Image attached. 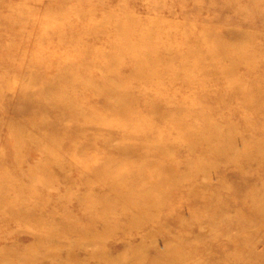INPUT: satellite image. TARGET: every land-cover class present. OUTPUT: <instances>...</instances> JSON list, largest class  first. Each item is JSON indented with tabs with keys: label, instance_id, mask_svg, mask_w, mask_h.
I'll list each match as a JSON object with an SVG mask.
<instances>
[{
	"label": "rangeland",
	"instance_id": "374dc122",
	"mask_svg": "<svg viewBox=\"0 0 264 264\" xmlns=\"http://www.w3.org/2000/svg\"><path fill=\"white\" fill-rule=\"evenodd\" d=\"M104 15L108 16L107 20L102 19ZM126 18L134 24L128 44L135 46L137 51L131 50V55L120 58V53L116 50H110L117 44L119 36V32L112 31V28L118 22L126 30H130L128 28L129 21ZM66 24H71L73 26L72 30L76 31V33L86 32L93 38L92 41L95 45H91L89 39L90 47L86 50H81L77 46L80 43L72 42L69 37L70 34L67 33ZM52 30H55L56 36L51 33ZM98 30L101 32H98ZM151 31L154 34L148 38L146 34ZM0 33V117H5L4 115H6L5 118H0V120L5 119L3 120L4 122H0V149L1 147L11 148L10 144H8L10 134L4 128V124L14 116L13 104L18 99L17 92L20 87V80H22V77H30V74H33L30 70L33 68L36 71L35 77H38V82L41 85L47 87L53 85L55 87V83L58 82L56 81L58 74L60 70H63L62 67L75 65V62H80L78 74L86 80L99 85L100 82H104L106 75H111L107 71L105 72L110 65V58H120L119 64L114 69V74L117 76V70H119V74L123 76L121 82H127L129 87L134 86V92L136 90L139 91L140 95L138 97L142 98L144 103L141 101V104L138 105L132 102L133 104L131 103L129 108L138 112V121L146 122L149 119H153L154 115L145 114V104L149 99L158 97V84L156 83L162 82V79H153L155 84H150H154L153 86L149 84H133L131 76L129 78V75H127V71L131 70L134 61L141 57H144L145 60L158 58L159 56L162 58L164 52H166V50L160 49L163 44L173 47L174 50L170 51L174 52V54L175 52H181L182 58H185L189 52L196 56L202 55L206 51L205 48L207 46L221 49L223 52H229L227 54L228 58L222 60L219 66L228 68V66L234 65V69L236 68V73H227L224 76L217 72V82H210L212 78L209 82H206L207 85L215 83L213 88H209L210 92H207L208 98H222L225 93V84L227 85L226 80H231L238 87L240 84H247L249 91H257L258 95L264 97V0H0ZM58 34L64 35L59 37ZM144 39L148 41L143 42ZM198 41L199 43L204 41L205 44L203 43L193 48L191 43ZM139 47L141 50L144 48L154 49L141 51ZM177 48L179 50H175ZM133 54H136L137 57L134 55L132 58ZM137 54H141V57H138ZM44 56L51 60L50 63L42 62L38 64V59L43 60ZM144 59H140L141 62ZM167 67L171 66L167 65ZM203 68L210 69L212 67L205 66ZM124 69L125 72L121 73ZM184 74L180 76V81H182ZM189 76L191 75L189 74ZM62 86L65 87V85ZM169 87L177 90L178 86L170 85ZM80 88L83 89V94L76 93L71 98L82 97L83 100L80 98V109L94 118L93 121L87 122L83 119L84 121L80 120L77 123V126L82 131L81 134L98 137L99 139L106 135L103 139L111 138L116 143L118 141L117 136L121 133L119 127L115 125L118 121L117 118L107 115L108 112L106 111L103 112L101 108L102 102L99 100L100 97L97 96L95 98V96L92 97L91 94L87 93L92 91L91 88V90L84 86H80ZM184 88V86L178 87L180 94L186 93L183 95L184 98L186 97L189 101L197 100L196 96L193 98L194 92H190L189 89L186 91L187 88ZM9 90L12 91L9 92ZM51 91L52 95L53 92H57L56 89ZM61 92L65 93L66 91L62 89ZM91 93L98 92L92 91ZM54 94L57 95V93ZM58 96L61 95L59 94ZM37 97L34 96L33 98L37 99ZM54 97L57 96L54 95ZM189 101L188 103H190ZM195 106L205 107L200 101ZM2 107L3 110L1 109ZM254 107H261L259 114L256 115V121H263L264 104L260 102ZM21 115L18 114L16 116L20 117ZM243 115L246 116L249 113L243 109H239V111L237 109H223L222 112L217 109L214 110L210 118V121L214 124L220 122V120H227L228 124L233 125L234 130L237 132V134L233 133V136L229 135L231 137L230 140H232L231 146L220 144L218 149L219 152L225 154L227 152L229 154L236 153L233 157L228 156V161L225 160V162L222 161L219 164L213 163L215 159L212 160L209 153L212 151L211 148L213 149L214 147L203 149L205 152H209L203 155L205 157L202 155L199 157L190 155L189 159L188 153L186 154L184 150L181 151L182 149H167L162 156H167L172 161L175 160L174 164L178 167V175L174 176V179L180 178L181 180L176 183V190L169 191L172 182L168 180V176H165L161 183L158 181V190L150 189L151 183L136 182V185L139 186L149 184L147 187L149 191L142 192L143 196L141 198L144 199V203L151 202V207L145 208L142 211L143 215L152 216V212L157 211L155 222L158 218V224L146 225L137 231L142 237L141 241L138 243L130 242L129 244L122 242L116 247L108 244L103 248L104 245H102L100 248V242L89 238L90 236L88 237V235L83 234L84 232H81L82 240L78 243V246L85 253L78 254L77 259L67 261L65 264H264V155L252 159H245L241 156L244 152H249V148L247 149L246 146H248L252 138L264 136V133L246 130L248 124L245 121H239ZM9 117L10 119L7 120ZM26 119L31 120L32 117H25V121H27ZM96 119L97 121H94ZM195 119L198 120L197 118ZM161 120L163 119H159V121ZM235 120L238 121L236 122ZM51 121H55V119L52 118ZM107 121L113 126L103 125ZM89 122L93 124H89ZM126 122L129 121L126 120ZM64 124L68 125L70 121L68 120ZM153 135L155 136L156 134ZM238 136H241V138ZM67 137L68 135L65 138H70ZM259 145H257L258 147L256 146V150L261 153L262 150ZM262 146L264 147V144ZM213 150L216 151V149ZM253 150L255 151L254 148ZM86 151L87 153L85 154ZM201 151V148L194 150L195 153H200ZM86 155L88 156L87 159ZM24 156L29 164L34 162V158H38L37 151L31 147L25 150ZM120 156L116 150L111 152L103 148H91L85 150L81 157H75V160L72 159L73 163L69 168L70 172H68L69 170L67 171L71 174V178L67 180L71 187H68L69 185L66 181V183H62L65 185L58 193H52L53 197L50 195L51 202L54 203L51 206H58V211L61 210L59 215H61L62 219L57 217L55 222L56 220H63L64 223L69 220L72 225L71 221L74 220L73 223L77 222L79 226L87 225V219H85L83 214L85 211L88 212L89 209L87 208H90L89 205L85 209L72 196L68 205L65 198H69L66 192H75L76 189L79 190L77 191L78 199L83 197L85 188L82 186L83 181L87 177L85 169L88 170V167L90 169L92 166L105 164L107 170L112 169L116 173H129V171L137 168H139L137 171L154 172L153 168H151V163L146 160L138 161L137 163V161H131L128 156L120 160ZM84 160L87 161L84 162ZM243 160L254 163L250 166L251 169L246 168V162ZM87 162L90 163L87 164ZM240 165L242 166L241 173L238 171L234 173L236 166ZM155 166L154 168H161L163 166L162 160ZM256 166L258 167L257 171H255ZM8 168H11V170L14 168L16 174L20 171L15 170L17 168L11 166L9 161L5 165L3 164V173ZM188 170L191 173L196 172L195 170L197 172L199 170V173L200 170H207L212 173L209 174L207 179L201 176L193 178L180 177ZM218 170L223 174L222 176L221 174L219 175L221 177L214 175ZM67 172L62 173V175L68 177L69 174H66ZM1 173L0 171V176ZM244 182H247L246 188L250 189L255 186L254 189H241L240 187ZM204 183L206 185L209 184L210 188L204 189L201 186L198 188L199 192L197 194L202 196L201 193H203V196L210 199H208L209 201L202 200V197L198 195L188 194L191 187ZM169 184L170 186H168ZM36 185L30 186L34 187L33 189H37L35 188ZM51 186L52 183H47L44 187L49 189L44 190L43 188V191H54L55 186L54 188ZM37 187L40 189L39 185ZM98 188H94L93 191L96 190L94 191L95 193L102 191V188ZM54 195H59L60 199L54 198ZM88 195L91 196L90 194ZM96 196L94 195V197ZM131 198L136 201L141 199ZM201 201L208 202L203 209L200 208ZM91 208L90 211L92 212L95 211L96 213L98 211L97 207ZM99 210L101 211V208ZM114 211L113 215H111L112 217L116 214V211L120 210L117 208ZM67 213L70 216H67ZM77 216L79 217L77 218ZM77 219H80V221ZM139 219H142V216H139ZM118 222L116 224L113 221L110 227L113 228L114 225L120 231L121 222ZM121 229L123 233L126 232L127 234V228L121 227ZM13 236V240L10 243L0 242V249L7 247L10 249H22L30 245L31 248H34L41 242L42 244L45 242L44 245L46 246L54 245L50 241L33 242L31 238L21 233H16ZM231 242L233 245H231ZM65 245V243L62 244V247ZM103 250L107 252H103ZM173 252L175 253L173 254ZM7 258L12 260H4ZM7 258H1L0 264H38V260L22 253H16L14 257ZM6 261L9 262L7 263ZM41 262L39 264H49L47 260Z\"/></svg>",
	"mask_w": 264,
	"mask_h": 264
},
{
	"label": "bare ground",
	"instance_id": "6f19581e",
	"mask_svg": "<svg viewBox=\"0 0 264 264\" xmlns=\"http://www.w3.org/2000/svg\"><path fill=\"white\" fill-rule=\"evenodd\" d=\"M124 17L126 16L124 15ZM107 18L108 16L104 15L102 19L107 20ZM126 19L128 20V18ZM128 24V28H130V30H126L118 24V22H116L112 28V31L119 32V36L117 44L110 50H116L120 53V58L131 55V50L137 51L135 46H130L128 44V41H130L129 39H131L130 34L133 32L132 29H134L132 21H129ZM66 25L67 33L70 34L69 37L72 42H77L76 44L80 43L77 46H79L81 50H86L90 47L88 43L89 39L90 44L95 45L92 41L93 38L86 34V32L76 33V31L72 30L73 26L71 24ZM135 28H137V26H135ZM98 32L101 31L98 30ZM51 33L56 36L55 30H52ZM92 33L94 32L92 31ZM152 34L154 33L151 31L146 35L149 38ZM58 35L61 37V35L64 34ZM147 41L148 40L146 39L143 40V42ZM203 43L204 41H201L200 43L198 41L191 43V45L195 48ZM153 49L144 48L141 50L140 48L139 50L143 51ZM160 49H163V51L166 50L162 58L159 56L158 58L151 57L152 59L149 58L148 60H145L144 57H141V54H137L138 57H141L140 59L143 58L144 61L141 62L138 58L134 61L131 70L127 71V75H129V78L131 76L133 84L139 83L150 85L151 83H154V80L162 79V82L156 83L158 84V94L156 93L158 97L149 99L145 104V114L154 115L153 119H149L146 122H142V120L138 121V112L129 108L132 102L139 105L141 104V101H143L142 98L138 97L140 95L138 93L139 91L135 89L136 92H134V86L132 87L130 85L131 87H129L127 82H121V78L123 76L122 74H119V70H117V76L114 74V69L119 64L121 60L120 58H110V65L105 72L107 71L111 75H106L104 82H100L99 85H97L98 83L86 80L78 74V69L81 65L80 62H75V65H66L65 67H62L63 70H60L59 72L61 75L58 74L56 79L58 82L55 83V87L53 85H50L49 87L41 85L38 82V77H35L36 71L34 68L30 70V72L34 75L30 74V77L28 78L22 77V80H20V87L17 92L18 99L16 100L17 102L14 101L13 104L14 116L11 117V119L10 117L7 118V120H10L6 124L3 123L4 128H6L10 134L8 144H10L11 148L1 147L0 149V171L2 172L0 176V242L10 243L13 240L14 234L21 233L26 235L28 238H31L33 242L50 241L53 242L52 244L54 245L46 246L44 245L45 242L43 244L41 242L38 245L35 244L37 247L34 248H31V245L23 247L22 249H10L7 247L0 249V259L14 257L16 253H22L25 254V256L38 260V264L42 263L41 261L43 260H47L49 264H65L67 261L77 259L78 254L85 253V251L82 252L78 246V243L82 240L80 235L81 232H84L83 234L88 235V237L90 236L89 238L100 242V248L102 245H104L103 248H105L108 244H111L112 247H116V245L121 244L122 242H126V244H129L130 242L138 243L141 241L142 237L137 231L141 230V227H145L146 225L151 226L153 223H155V225L158 224V218L155 222V214L157 211L152 212V216L143 215L142 211H144L145 208L151 207V202L148 201L144 203V199L141 198V196H143L142 192L149 191L147 188L149 184H142V186H139L136 185V182L151 183L150 189L158 190V181L161 183L165 176H168V180H171L172 182L171 187L168 188L169 191H173L176 190V183L181 181L180 178L174 179V176L178 175V167L174 164L175 160L173 159L174 161H172L167 156L163 157L162 154L164 151L167 149L175 150V148L182 149L181 151L184 150L186 154L188 153L187 155L189 159L191 156H203L204 154L209 153L205 152L203 149L214 147L213 149H216V151L211 148L212 151L209 154L212 160L215 159L213 161L215 164H219L222 161L225 162V160L228 159V156H235L236 153L234 152L232 154H229L228 152L225 154L218 151L220 144H226L224 146H231L232 140H230L231 137L229 135H232L233 133L237 134V132L234 130L233 125L228 124L227 120H220V122L215 124L210 121L214 110L217 109L220 110V112H222L223 109H237L238 111L239 109L245 110L249 113V115H243L240 119H238L240 122L245 121L248 124L246 130L264 133V120L256 121V115L259 114L261 107H254V105L260 104V102L264 104V97L258 95L257 91H249L246 86L247 84H240L238 87L231 80H226L227 85L225 84V93L222 98H208L207 92H210L209 88H213L215 83L207 85L206 82H209L211 78L212 80L210 82H217V72H219L221 76H224L227 73H236V68L234 69L233 67L234 65L228 66V68H224L221 65L219 66L222 60L228 58L227 54L229 52H223L221 49L206 46V51H204L202 55L196 56L194 54H190L189 52L185 58H182L181 52H175L174 54V52L172 53L170 51L174 50L173 47H168L163 44ZM175 50H179V48ZM134 55L137 57L136 54H133L132 58ZM42 59L43 60L38 59L37 63H50L51 61L46 56ZM167 65H170L171 67H167ZM205 66L212 68H203ZM123 72H125V69L122 70L121 73ZM183 73L185 74L182 77V81H180L179 78L183 75ZM189 74L191 76H189ZM62 85H65V87ZM170 85L178 86L180 88L184 86V89L187 88L186 91L189 89L190 92H194L193 98L196 96L197 100L189 101V99L186 97L184 98L183 96L186 94L185 92L180 94L178 87L177 90H175L171 89L169 87ZM80 86H84L89 89L91 88L93 92H98L91 93V91L87 93L91 94L92 97L95 96V98L99 96V100L102 102L101 108L103 112L106 111L108 112L107 115L117 118L118 121L115 125L119 127L121 133L118 134V141L116 140V143H114V140L111 138H106V140L103 139L106 135L99 139L98 137L81 134L82 131L80 130V127L77 126V123H79L80 120L84 121L83 119L87 122L93 121L94 118L93 116L87 115L82 109H80L79 104L80 101L83 100L82 97H80L81 100L80 98H73L76 93L83 94V89H81ZM55 89L57 92H53L52 95L51 90L55 91ZM62 89L66 92H61ZM11 91L9 90V92ZM54 93H57V95ZM59 94L61 96H58ZM54 95L57 97H54ZM34 96H38L37 99L33 98ZM71 96L73 97L71 98ZM188 101L190 103H188ZM199 101L201 104H204L205 107H196L195 105L196 103L198 104ZM1 109L3 110V107ZM18 114L22 115L20 117L16 116ZM4 116L6 117V115ZM1 117L5 118L3 116ZM25 117H32V119H26L27 121H25ZM52 118H54L55 121H51ZM159 119L163 120L159 121ZM3 120H0V122H4ZM68 120L70 121V124L65 125L64 123ZM126 120L129 122H126ZM94 121H97V119ZM235 121L237 122L238 120ZM89 124L93 123L89 122ZM103 125L113 126L108 121ZM123 127L124 129H122ZM248 131H246V133H248ZM153 134L156 135L154 136ZM239 134L241 135V133ZM67 135L71 138V140L68 137V139L65 138ZM238 137L241 138V136ZM262 144H264V136L253 137L248 146H246L247 149L249 148V152H244L241 156L245 159L259 158L260 156H263L264 147ZM257 145L261 148V153L257 152ZM30 147L37 151L38 154V158H34V162L32 164L27 163L24 156L25 150ZM91 148H103L110 150L111 152L112 150H116L121 155L120 160L125 156H128L131 161H137V163L138 161L141 162L146 160L151 163V168H153L152 170L154 172L146 173L145 170L137 171V169H139L137 168L136 170L129 171V173L122 171V173H116V171H113L112 169L107 170L105 164H101L102 166H92L90 169L88 167V170H86L84 168L85 166L81 164L84 166L83 169H85L87 174L82 186L85 188L84 195L78 199V189H76V191L74 190L75 192H66V195L69 198H65V201L69 205L72 196L82 207H85V209L87 208V205H89L90 208L97 207L98 211L95 213V211H90L92 208H87L89 209L88 212L85 211L84 214L82 213L85 219L88 220H86L87 225L79 226L77 222L73 223L74 220L71 221L72 225L69 220L64 223L63 220H56L55 222L57 217H60L61 219L62 217L59 215L61 210L58 211V206H51L52 204L54 205V203L51 202V194L58 193V191H60V189L65 185L62 183H66V181L71 178V174L68 172H70L69 168L73 163L72 159L75 160V157H81L85 150ZM196 148H201L202 151L200 153H195L194 150ZM86 153L87 151L85 154ZM87 158L88 156L86 155V159ZM161 160L163 162V166L161 168H154ZM8 161L11 166H15L17 168L15 170H20L19 173H21L16 174L14 168L12 169L13 171L11 168H8L7 171L3 173L2 166ZM85 161L87 160H84V162ZM243 161L246 162L247 169H251L250 166L254 164L250 163L251 161L248 160ZM88 163L90 162H87V164ZM236 168L234 169V173L237 171L241 173L240 170L242 166H236ZM257 169L258 167L256 166L255 171H257ZM195 171L196 172L193 173L189 172V170L188 172L184 171L186 173L180 177L185 176L193 178L201 176L207 179L209 174L212 173L207 170H200V173L199 170L198 172L197 170ZM218 171H216V174L214 173V175L216 177H221L223 174L220 170ZM65 172H67L66 174H69L68 177L62 175V173L64 174ZM220 174L221 176H219ZM185 177L183 178L185 179ZM47 183H52V188L55 186L54 191H43V188L44 190L48 188L44 187ZM246 183L247 182L242 183L240 188L243 190L254 189L255 186L250 189L246 188ZM33 184L39 185L40 189H38L37 185L35 187L37 189H33L34 187H31ZM165 184L167 183L165 182ZM68 185V187H71L69 182ZM73 185H75V183H73ZM168 186H170V184ZM201 186L204 189L207 187L210 188V185H206L205 183L202 185H195L189 189L190 192L188 194L197 196V193L199 192L198 188ZM96 187L102 188V191H99L100 193H95L94 191L96 190L93 191V189ZM94 195L97 196L94 197ZM201 195L202 196H198L202 197V200H210L206 196H203V193H201ZM131 197L141 199L136 201ZM54 198L60 199L59 195H54ZM204 201L200 202V208L202 209L208 203ZM99 208H101V211ZM117 208L120 211H116ZM114 210L116 211V214L112 217L111 215H113ZM70 213L71 212L69 210V214ZM70 215L67 213V216ZM139 216H142V219L138 220ZM78 217L79 216H77V218ZM181 219L179 220L183 221ZM78 221H80V219ZM113 221H115L116 224L119 223L118 221L121 222L120 231L115 228L114 225L113 228L110 227V225L113 224ZM121 227L127 228V234L126 232H122ZM64 243L66 245L62 247V244ZM231 245H233L232 242ZM233 249L235 248L233 247ZM103 252L107 251L103 250ZM174 253L175 252H173V254ZM4 260L11 261L12 259L10 260L7 258Z\"/></svg>",
	"mask_w": 264,
	"mask_h": 264
}]
</instances>
